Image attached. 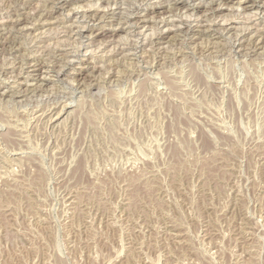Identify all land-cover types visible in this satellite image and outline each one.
<instances>
[{
    "label": "rangeland",
    "instance_id": "1",
    "mask_svg": "<svg viewBox=\"0 0 264 264\" xmlns=\"http://www.w3.org/2000/svg\"><path fill=\"white\" fill-rule=\"evenodd\" d=\"M263 1L0 0V264H264Z\"/></svg>",
    "mask_w": 264,
    "mask_h": 264
},
{
    "label": "bare ground",
    "instance_id": "2",
    "mask_svg": "<svg viewBox=\"0 0 264 264\" xmlns=\"http://www.w3.org/2000/svg\"><path fill=\"white\" fill-rule=\"evenodd\" d=\"M58 2V1H57ZM264 2V1H263ZM214 3V2H213ZM54 4H58V3H54ZM264 4V3H263ZM216 5V4H215ZM207 7V6H206ZM264 7V6H263ZM209 12L211 11L212 13H213V15H216L217 16V11H218V8L216 7V6H209L208 7V9H207ZM208 12V13H209ZM100 15V14H99ZM99 15L97 16V14H91L90 13V15H89V17H91V19L92 20H94V21H96L98 18H99ZM45 20V19H44ZM24 21L23 20H19V21H17L16 23H14V25L15 26H18V25H20L21 23H23ZM91 32H94L95 30H94V28H91V29H89ZM205 30V29H204ZM98 31V30H97ZM114 31V30H113ZM206 31H207V29H206ZM206 31H203V33H207ZM106 31H102V32H100V34L101 35H103L104 33H105ZM181 32H185L186 34H188V33H190L191 32V29L188 27V28H186L185 29V31L183 30V31H181ZM244 37H246V35L245 36H243V38ZM190 38V37H189ZM248 38V37H247ZM160 39H164V36H161L160 37ZM245 39V38H244ZM179 40V39H178ZM160 43V42H159ZM151 44H156V40H151ZM245 44H243V43H241V44H239V46L240 47H243ZM248 45H252V43L251 44H248ZM253 47L254 48H256L257 46H256V44L253 42ZM157 49V48H156ZM253 50V49H252ZM30 64V63H29ZM31 65V64H30ZM61 72V71H60Z\"/></svg>",
    "mask_w": 264,
    "mask_h": 264
}]
</instances>
